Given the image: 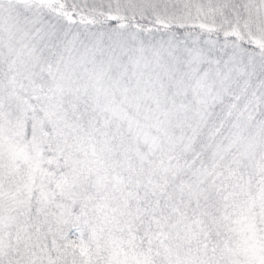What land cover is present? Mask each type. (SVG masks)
I'll list each match as a JSON object with an SVG mask.
<instances>
[{
  "label": "snow or ice",
  "instance_id": "snow-or-ice-1",
  "mask_svg": "<svg viewBox=\"0 0 264 264\" xmlns=\"http://www.w3.org/2000/svg\"><path fill=\"white\" fill-rule=\"evenodd\" d=\"M0 264H264V0H0Z\"/></svg>",
  "mask_w": 264,
  "mask_h": 264
}]
</instances>
